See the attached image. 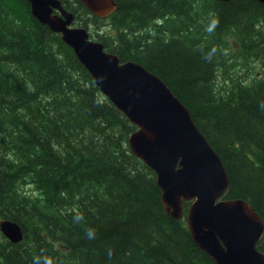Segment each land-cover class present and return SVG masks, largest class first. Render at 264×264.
<instances>
[{
	"label": "trees",
	"instance_id": "obj_1",
	"mask_svg": "<svg viewBox=\"0 0 264 264\" xmlns=\"http://www.w3.org/2000/svg\"><path fill=\"white\" fill-rule=\"evenodd\" d=\"M61 1L75 25L95 26L91 36L108 52L169 86L227 169L224 199L248 202L264 221V4L116 0V12L98 19L78 0ZM212 13L219 24L208 33ZM136 130L27 0H0V216L25 234L21 244L4 240L0 264H33L36 255L56 264H216L193 240L190 203L180 220L166 213L156 174L129 147Z\"/></svg>",
	"mask_w": 264,
	"mask_h": 264
},
{
	"label": "water",
	"instance_id": "obj_2",
	"mask_svg": "<svg viewBox=\"0 0 264 264\" xmlns=\"http://www.w3.org/2000/svg\"><path fill=\"white\" fill-rule=\"evenodd\" d=\"M79 1L99 19L118 9L116 0ZM27 2L33 17L61 35L103 95L137 126L129 145L156 174L166 213L179 220L184 203L191 202L187 222L193 240L216 264H264L258 250L264 236L262 217L244 200L223 199L230 185L227 169L169 86L141 64L122 62L92 39L87 28L74 27L76 16L60 0ZM0 229L13 243L23 240L15 222L2 221Z\"/></svg>",
	"mask_w": 264,
	"mask_h": 264
},
{
	"label": "clouds",
	"instance_id": "obj_3",
	"mask_svg": "<svg viewBox=\"0 0 264 264\" xmlns=\"http://www.w3.org/2000/svg\"><path fill=\"white\" fill-rule=\"evenodd\" d=\"M219 24V17L217 14L212 13L210 14V20L209 22L205 25L204 30L208 33H213ZM217 47L213 46L210 48L208 51L203 52V59L206 61H212L214 56L217 54ZM74 221L79 222L82 219V215L80 213H76L73 217ZM95 229H88L87 230V237L89 239H93L95 237ZM33 264H56V260L54 257L50 255H36L33 257Z\"/></svg>",
	"mask_w": 264,
	"mask_h": 264
},
{
	"label": "rangeland",
	"instance_id": "obj_4",
	"mask_svg": "<svg viewBox=\"0 0 264 264\" xmlns=\"http://www.w3.org/2000/svg\"><path fill=\"white\" fill-rule=\"evenodd\" d=\"M94 27H95V26L91 27V29L94 30ZM100 28L103 29L101 26H100ZM7 214H10V211H9V210L7 211ZM1 219H2V218H1V216H0V220H1ZM27 239H28L29 242H30V239H31V241L33 240V236H29V235H28V236H27ZM4 240H5V239H4L3 235L0 234V245H5V244L3 243ZM30 246H34V244H33V245H30Z\"/></svg>",
	"mask_w": 264,
	"mask_h": 264
}]
</instances>
